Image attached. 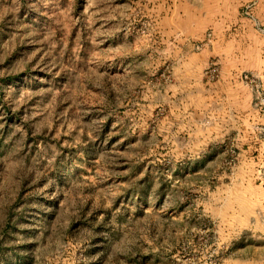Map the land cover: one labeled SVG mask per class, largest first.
Wrapping results in <instances>:
<instances>
[{
  "label": "rangeland",
  "instance_id": "1",
  "mask_svg": "<svg viewBox=\"0 0 264 264\" xmlns=\"http://www.w3.org/2000/svg\"><path fill=\"white\" fill-rule=\"evenodd\" d=\"M197 2L3 0L0 264H264V75Z\"/></svg>",
  "mask_w": 264,
  "mask_h": 264
},
{
  "label": "crops",
  "instance_id": "2",
  "mask_svg": "<svg viewBox=\"0 0 264 264\" xmlns=\"http://www.w3.org/2000/svg\"><path fill=\"white\" fill-rule=\"evenodd\" d=\"M8 2L9 0H5ZM148 5L155 7L153 20H176L178 16H166V3H172L174 14L180 12L183 0H146ZM248 0H198L197 6L190 3L188 9L195 10L198 20H206L214 29L213 49L221 52L220 63L223 64L221 84H226V89L221 96L227 95L229 99H236L240 106L250 107L252 103L251 93L245 91V95L235 93V82L238 83L239 74L243 72L259 73L264 75V31L257 30L253 20L245 17L243 7ZM3 0H0V4ZM264 4V3H262ZM193 5V6H192ZM176 7L178 9L176 10ZM264 6L256 10V17L264 19ZM155 12V13H154ZM191 12V13H193ZM150 14V9H148ZM150 18V15H148ZM263 22V21H262ZM162 30L161 25L158 27ZM260 31V32H259ZM235 78V79H234ZM240 83V82H239ZM233 85V86H232ZM243 88H245L243 86Z\"/></svg>",
  "mask_w": 264,
  "mask_h": 264
},
{
  "label": "built area",
  "instance_id": "3",
  "mask_svg": "<svg viewBox=\"0 0 264 264\" xmlns=\"http://www.w3.org/2000/svg\"><path fill=\"white\" fill-rule=\"evenodd\" d=\"M245 78L248 80V77L245 76ZM261 77H255L253 78L252 80H250L249 82L252 83V82H256V80H259ZM264 79V78H263ZM258 87V90H257V93H258V98L261 99V96L262 94L260 93V90H259V85L257 86Z\"/></svg>",
  "mask_w": 264,
  "mask_h": 264
}]
</instances>
